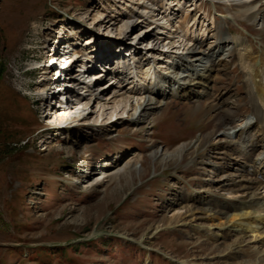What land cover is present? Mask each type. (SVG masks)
I'll return each mask as SVG.
<instances>
[{"label": "rangeland", "instance_id": "1", "mask_svg": "<svg viewBox=\"0 0 264 264\" xmlns=\"http://www.w3.org/2000/svg\"><path fill=\"white\" fill-rule=\"evenodd\" d=\"M196 1L187 3V9L197 7L200 12H208V17L199 12L200 27L208 28L210 36L215 34L209 20L213 14L216 25H222L231 36L241 35L247 43L251 39L256 51L263 50L264 54V27L259 25L262 11L246 20L228 18L224 22V17L235 14L236 6L221 0L213 4L212 0ZM128 3L0 0V264H240L242 259H255L264 253H260L264 245L250 234L238 245L233 235L219 243L205 235L210 228L221 233L211 226L210 213L223 210L228 216L235 210L251 211L243 203L250 200L264 206V189L251 197L249 193L240 195L226 185L228 182H221L231 170L218 169L223 156L235 157L240 150L246 156L250 141L257 137L252 130L247 131L255 118L246 97L245 71L239 61H233L238 51L215 60L220 63L211 72L215 76L211 97L204 96L202 101L180 98L182 90L167 100L155 123H141L138 130L126 115L121 117L122 113L110 118V109L97 118L96 105L82 113L86 112L82 117L89 119L84 120L88 124L67 129L61 130L63 127L56 124L52 110L46 119L48 124L40 118L42 104L31 92L39 83L33 63L47 50L48 42L67 38L80 60H85L83 54L93 47H85L87 40L97 39L98 31L110 33V37L102 38L103 50L106 41L118 33H124L127 44L148 46L149 39L136 34L146 24L135 18L130 31L121 27L122 18L132 11ZM159 4L157 7H165ZM178 12L179 18H171L175 28L184 17ZM120 16L116 24L109 25L111 19ZM98 17L101 21L95 25ZM208 42L212 39L205 40L206 47ZM97 45L101 47V43ZM171 73L175 74L173 70ZM69 80H61L59 87L69 86ZM227 89L229 92L223 95ZM221 95L239 113L231 116L232 123L221 128L220 134L231 140L240 128L247 132L223 149L222 143L203 139L216 123L210 116L216 96ZM56 100L52 98L51 106H57L54 109L58 114L68 112L66 104ZM70 103L68 106H72ZM98 120H104V125H98ZM53 125L55 128H50ZM182 144L187 147L177 159L167 161L159 157L160 153L154 154L158 149L173 150ZM139 152L145 157L143 166L139 164L128 181H111L105 174L86 184L84 177L118 167ZM207 169L216 173H206ZM188 196L192 200L186 201ZM196 226H201V233Z\"/></svg>", "mask_w": 264, "mask_h": 264}, {"label": "bare ground", "instance_id": "2", "mask_svg": "<svg viewBox=\"0 0 264 264\" xmlns=\"http://www.w3.org/2000/svg\"><path fill=\"white\" fill-rule=\"evenodd\" d=\"M213 1L215 0H212L210 3L213 4ZM221 1H224L227 4L231 3V7L236 6L238 8L237 11L233 12L235 13L234 15L230 13L231 16L224 17V22L228 18L232 21H236L237 19L246 20L252 14L262 11L263 14L261 15L262 17L259 25H261L262 28L264 27V0ZM128 2L130 3L127 5H129L133 11H131L132 16L129 15L131 12L128 11V16L124 18L121 16L113 18L109 21V25L112 26L113 24H116V21H118L117 18L119 20L122 18L123 25L121 27L125 30H131L133 28L135 18H137L141 24H146V26H143L136 34L140 36L141 39L148 38V46H146V48L141 47L140 45H137V42L136 47H131L130 50H132V57L129 59L124 58L123 64L125 66L127 63L130 64V62H132L134 66H131L130 68L127 67L126 69L123 66L121 72H115L117 73L116 78H119L118 85H116L117 82H112L110 84H97V86L86 83V88H89L90 92L88 96L84 97L83 100L79 102L80 104H77L76 106L75 103H70L72 106H68L71 99L64 97L62 102L66 104L64 107L67 110L69 109L68 112L63 114L60 112L61 114L59 115V111L55 110L57 109V106L50 109L52 110V115L56 116V124L63 128H71L73 126L86 124L87 122L84 120L89 119L82 117L86 112L84 114L82 113L86 109L93 107L91 106V102L94 104L96 103L97 108H99L94 112L96 114L98 113L97 118L108 114L107 109H110V114H108L110 118H116L119 116L118 113H122L121 117L126 115L128 122H131L135 130H138L141 123L153 124L157 120L158 114L167 104V100L169 98L176 97V95L182 90H184V92L179 96L180 98L197 99L200 101L204 96L211 97L213 94L211 93L210 85L215 79L214 74L211 72L212 70L214 71L216 65L220 63L215 62V60L236 50L238 51L237 57H235L236 59L233 61H239L242 70L245 71V77L247 80L245 87L246 97L249 105H252V115L255 118L254 123L248 125L247 131L250 132V130H252V134L257 135V137L250 141L251 146L248 148L246 156H242L243 151L241 150L237 152L235 157H230L229 155H227L228 157L223 156L222 159L224 162L221 163V166L218 169L231 170L227 175L223 176L221 182H228L226 185L230 186L232 190L237 189V193L239 194L249 193L250 197L253 194L256 195L258 191L264 189L263 50L261 52L256 51V47L254 46L255 44L252 43L251 39H247L248 43H250L248 44L245 41V38L241 35L231 36V34L221 27L222 25H216L217 18L213 14L209 20L212 19L215 34L210 36V33L207 31L208 28H205L204 25V28L203 26L200 27V13L203 12L202 14H206L208 17V12H200L197 10V7L192 10L187 9L186 4L197 2L196 0H189V2L186 3L185 0H128ZM157 3H160L159 5L163 3L165 7L161 9L160 6L157 7ZM194 5L197 6L198 3H195ZM190 6H192V4ZM125 8H128V6ZM177 11H179L178 14L181 12L184 13V17L182 20L177 21L179 25L175 28L172 24L173 21L171 18H179L177 17ZM98 19L94 22L95 25L101 21V17H98ZM199 27L200 29H198ZM111 29L113 30V28ZM107 36L110 37L109 32H106L105 34V32L100 33L98 31L95 33V37L97 39L91 37L87 40L88 42L85 44V47L93 45V47H91L90 54L92 53L95 56L103 55L99 54V51L101 50L105 52L111 45V41L107 40L104 44L106 48L104 50L102 49V44L104 43L102 42V38ZM207 39H212V42H208L210 43L208 47H206L205 44V40ZM98 43H101V47H97ZM124 43L125 42H122V45H124ZM58 44L59 42H57L54 49H52L53 52H51L49 56L58 55L59 62L61 63V74H64V76L67 75L65 79L70 78L71 80H69V83H71L73 77L72 74L66 72L68 71V67L70 68L73 62L76 64L79 62H85L83 60H78L79 57L77 60L76 58L72 60L73 56L69 58V54L64 53L62 49L63 45L59 48ZM159 45L161 46L160 49L158 47ZM71 47L72 46H70V48ZM113 47L114 45L110 47V49ZM54 50H57L56 54L54 53ZM258 53H260V55H258ZM141 54L142 56H140ZM63 55L64 57H62ZM221 59L224 58H220V60ZM252 67L256 68L255 72L251 71ZM133 68L137 72L135 83L133 82V85L132 83H129V87L124 86L128 77L126 71L132 73L129 70ZM106 70L110 73L111 69ZM172 70L175 74L171 73ZM80 72L83 73L82 71ZM92 75L95 77L91 79L98 76L97 73H92ZM58 82H60L58 79L54 81L55 84ZM58 87L55 90L56 92ZM45 89L46 87L44 84L40 89L43 94L47 93V89ZM70 89H72L70 84L65 88H60L63 95H67ZM228 92L229 91L227 89L223 95ZM223 95L220 97L216 96V102L213 104L214 110L210 116L215 117L216 123L213 129L203 138L207 141H217L222 143V149L228 148L233 143L234 138L237 140L240 138L241 140V137L247 133L246 128L242 127L235 133L234 136H230L231 140H228V136L225 133L220 134L221 128L232 123L231 116H236L239 113V109H237L234 105L222 100ZM98 121L100 122L101 120ZM103 123L104 120H102L98 125H104ZM52 137L53 136H51V138ZM225 138L226 140H224ZM186 147L187 144H182L173 150L167 149L165 151H160L158 149L154 152V154L156 153L155 155L158 156L160 153L159 157L163 160H174L184 155ZM257 148L260 149L258 153ZM144 158L145 157L142 153H134L118 167L116 166L109 171H99V173L94 176L91 175L83 177L86 180V184L97 181L100 178V175L105 174L110 176L111 181H116L118 179H125L128 181L129 177L132 178L134 176V169L137 170L139 164L143 166ZM250 167H255L254 173H252L253 171H250ZM206 171V173H216V171L212 169H207ZM231 193H233V191ZM174 196V199L176 197L178 198L177 195ZM188 200H192V197L188 196L186 201ZM243 203L245 206L247 205L249 208H252L253 211L246 210L244 212H236L235 210V212L228 216L227 212L223 210H218L214 213L208 214V218L212 221L211 226L219 228L221 233H215L213 230L214 228H210L205 231V235L209 238L213 237V241L216 243H219L222 239H226L233 235V237L236 238L235 243L238 245L242 244L246 240V237L248 236L247 234H250V238L255 239V241H259L260 244L264 245V215L261 214V212L264 211V206H262L263 204L258 206V203L251 200L248 204L247 202ZM192 214L195 215V212ZM195 228L199 233H201V226H196ZM212 234H214V236ZM262 252H264V249L260 250V253ZM261 255L262 256L255 259H242V263L240 264H264V253Z\"/></svg>", "mask_w": 264, "mask_h": 264}, {"label": "built area", "instance_id": "3", "mask_svg": "<svg viewBox=\"0 0 264 264\" xmlns=\"http://www.w3.org/2000/svg\"><path fill=\"white\" fill-rule=\"evenodd\" d=\"M90 30H93V29L91 28ZM118 34L119 35L114 34L112 38H109V39H111V40H108V41H111L110 47H112L113 45H114V47L111 49H110V47L108 49H106V51L103 55H101V56L96 55L95 56L92 53L90 54V52H89V55L86 58L87 61L85 62L86 66L84 68L83 73L80 72L81 69L78 66L75 67L74 66L75 64L74 63L72 64L73 65L72 68L74 69L76 77H78L79 80L70 84V87L72 89H70V91L67 95L66 94L63 95V93L60 90V87H58L61 84L60 82H58L56 84L54 83V81L57 80V76L54 74V72L52 71L49 73V71L53 70L54 66L61 65V63L59 62L58 55L57 56H53V55L49 56V54L51 52H53L52 49H54L57 42H59L62 39H65V38H63L61 36V37H58L55 40H53V42H51V43L48 42V44L46 46L47 50H45V52H43V53H45V55H46L44 61L47 62L48 66H49V70L41 69L39 71V73H40L39 74V83L33 87L35 89L36 93H40V89H41L40 87L44 84V82H46L45 87L47 89L46 90L47 93L44 95V99H40V101H39V103L42 104L41 105L42 109L40 110V113H41L40 118L44 117L42 120L45 121V124H48L47 118H48V116H51L49 114V111H50V109L53 108L52 106H50V104H52L51 100L53 97L57 98L56 103H60L61 101L64 100V97H67V98L71 99V101H70L71 103H75V105H76L79 102H81V100H83L84 97H87L89 92H90L89 88L88 89L86 88V85H87L86 83L93 84L94 86H97V84H102V83L103 84L104 83L110 84L112 82H115V83L117 82L116 85L119 84V78H116L117 73L122 71V68L124 66L123 59L124 58L129 59L132 57V54H131L132 50H130V49L132 46L136 47V45H135L136 43L135 44H133V43L127 44V42L125 40L126 36L124 35V33H121L122 35H120V33H118ZM60 38H62V39H60ZM66 40H67V38H66ZM122 42H125V45H122ZM68 43H71L70 40H68ZM131 44H132V46H128ZM58 45H59L58 47L60 48V43ZM125 47L128 50L124 51ZM56 52H57V50H54L55 54H56ZM51 65H53V67H51ZM131 66H134L132 62H130V64L127 63V65H125L124 68L125 69L127 67L130 68ZM106 69H111L110 73ZM129 71H131L132 73L126 71L128 77H127V81L124 83V86H127V87H129V85H130L129 83H132V85H133V82L135 83V78H136L135 77V74H136L135 69L133 68ZM115 72H117V73H115ZM92 73H98V76L96 77L98 79H96V78L91 79V78L95 77L92 75ZM113 73H115V74H113ZM48 74H49V76H48ZM82 75H83L84 79H83ZM105 77H107V78H105ZM114 80H117V81H114ZM48 82L49 83L51 82V84L49 85ZM125 84H127V85H125ZM57 87H58V90L56 92L55 90L57 89ZM91 103H92L91 106L96 105V103L95 104L93 102H91ZM47 126L48 127H46V128H48V129L46 131L50 132L51 129H49V125H47ZM50 126H51V124H50ZM50 128H52V127H50Z\"/></svg>", "mask_w": 264, "mask_h": 264}]
</instances>
